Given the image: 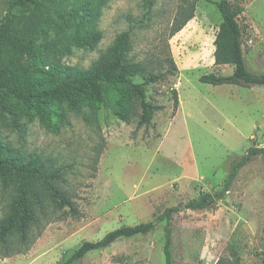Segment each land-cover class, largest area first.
<instances>
[{"label": "rangeland", "instance_id": "obj_1", "mask_svg": "<svg viewBox=\"0 0 264 264\" xmlns=\"http://www.w3.org/2000/svg\"><path fill=\"white\" fill-rule=\"evenodd\" d=\"M214 1L62 0L63 11L84 3L97 11L92 28L101 38L93 47H73L70 55H59V61L88 68L85 61L91 53H105L120 32L129 30L128 57L142 69L135 80L161 75L147 85V96L164 108L154 112L147 126H138V104L127 121L100 107L91 124L70 112L68 120L51 129L20 106L10 108L17 111V126L8 113L0 114V137L12 147V155L35 157L50 170L61 168L57 186L82 215L65 217L68 209H59L40 188L47 216L34 208L26 252L0 256V264H60L62 255L83 241L97 240L122 225L150 221L165 208L198 197L199 191L217 190L234 160L250 146H264V85L199 81L206 73L232 71L230 65L214 64L221 21ZM240 1L246 65L264 73V0ZM8 2L0 0V19L8 12ZM191 10L193 17L183 24ZM11 13L28 11L16 5ZM42 16L46 20L38 26L36 50L75 34V26L58 34L50 20L52 11ZM173 89L178 97L175 111ZM15 198L16 181L0 176V221ZM164 224L160 221L146 234L90 251L73 264H165ZM171 229L173 264H264V158L255 156L243 166L230 190L211 208L182 207L174 213ZM18 238L11 236L12 250L23 249ZM3 249L0 243V254Z\"/></svg>", "mask_w": 264, "mask_h": 264}, {"label": "trees", "instance_id": "obj_2", "mask_svg": "<svg viewBox=\"0 0 264 264\" xmlns=\"http://www.w3.org/2000/svg\"><path fill=\"white\" fill-rule=\"evenodd\" d=\"M214 4L221 17L214 39V64L230 65L232 71L227 75L206 73L199 77V81L242 87L264 85V73L253 72L246 65L239 23L244 10L241 1L215 0ZM16 5L25 8L28 13H11ZM45 10L52 11L54 18L50 20L58 34L64 35L70 26H75V34L65 40L47 43L42 50H36L34 44L38 26L46 20L41 17V12ZM63 10L62 0H9L8 12L0 19V114L8 113L11 122L17 126V111L12 112L10 108L20 106L25 113L36 116L43 126L51 129L68 120L70 112L91 124L97 119L100 107L109 109L119 119L127 121L134 105L138 104V126L149 125L154 112L162 110L164 106L148 100L147 85L160 80L161 75L148 74L142 81L135 80L142 69L139 63L128 57L129 30L120 32L112 46L91 67L66 66L59 61V55H70L73 47H93L99 42L101 34L92 28L99 13L92 10L88 3L70 11ZM192 17L191 10L183 24ZM177 105V91L173 89L174 111ZM259 155L264 158V146H250L244 155L231 163L226 178L217 190L199 191L198 197L167 207L150 221L122 225L97 240L83 241L70 253H64L60 264H73L88 252L105 248L120 238L146 234L163 220L165 264H173V214L182 207L192 210L211 208L230 190L239 170ZM61 171V168H45L35 157L20 159L13 156L12 147L0 137V176L6 182L16 181V198L11 204L10 213L0 221V243L4 245L1 257L26 252L29 226L36 219L34 208L47 216L39 196L40 188L49 194L59 209H68L64 212L65 217L82 216L75 202L57 186ZM13 234L18 235L23 249L12 250L13 242L10 238Z\"/></svg>", "mask_w": 264, "mask_h": 264}, {"label": "clouds", "instance_id": "obj_3", "mask_svg": "<svg viewBox=\"0 0 264 264\" xmlns=\"http://www.w3.org/2000/svg\"><path fill=\"white\" fill-rule=\"evenodd\" d=\"M90 55H91V59L85 61V67H91V61L92 60H99V58H100L99 54L96 52H93Z\"/></svg>", "mask_w": 264, "mask_h": 264}]
</instances>
